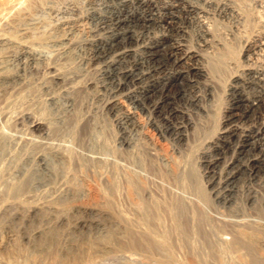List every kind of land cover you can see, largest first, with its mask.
Returning <instances> with one entry per match:
<instances>
[{
  "label": "bare ground",
  "instance_id": "obj_1",
  "mask_svg": "<svg viewBox=\"0 0 264 264\" xmlns=\"http://www.w3.org/2000/svg\"><path fill=\"white\" fill-rule=\"evenodd\" d=\"M243 9L228 0H0V48L20 72L34 67L36 45L85 51V65L102 80L95 85L105 93V114L122 129L118 143L139 136L135 169L75 110L63 127H51L54 141L26 158L43 172L34 182L32 170L12 178L19 159L6 166L11 154L0 132V264H104L107 257L117 264H264V191L251 190L264 173V25L245 32L253 11ZM216 15L231 18L236 30L214 36ZM192 22L197 47L188 38ZM56 67L44 66L47 80L68 83ZM226 73L229 101L210 134L209 122L188 108L209 119ZM1 93L0 115L7 116L22 96ZM143 113L162 136L174 137L181 157L146 130ZM46 119H32L30 132L50 128ZM211 199L224 210H212Z\"/></svg>",
  "mask_w": 264,
  "mask_h": 264
},
{
  "label": "rangeland",
  "instance_id": "obj_2",
  "mask_svg": "<svg viewBox=\"0 0 264 264\" xmlns=\"http://www.w3.org/2000/svg\"><path fill=\"white\" fill-rule=\"evenodd\" d=\"M228 2L234 3L238 7H241L242 9L244 8L245 12H247V13H249V12L252 13V11H253V13H252L253 15H250L251 17L249 16V20H250L251 24L254 22V24L257 23V25H254V27H253V24L250 25V22H249L247 24L248 26L246 25L247 29H245L246 30L245 32L249 33L251 30H255L254 28L257 29V28L264 25V20H263L264 19V0H263V2H260L261 6L263 5L262 6L263 9H262V7H259V6H257V8L255 7V5H257L255 3V2H257V0L256 1L255 0H234V1L228 0ZM251 2H254V4H252ZM249 10H252V11H249ZM254 12L256 14H254ZM257 13H258V15H257ZM254 15H256V17ZM216 17H217V15L212 17L211 18L212 20H210V22H211L210 24L212 25L211 27L213 28V35L214 36H216V37H218L217 35L220 36V32H221V35H223V33L227 34L230 31L236 30V28L234 27V26H236V24H234V22L231 18H227V17H223V16L217 17V18ZM257 17H259V18H257ZM214 18L216 21L213 20ZM256 18H257V20H256ZM260 18H262V19H260ZM259 19H260V21L258 22ZM262 20H263V22H262ZM212 21H214L216 23L218 22L217 26H214V25H216V23H214V22L212 23ZM260 22H261V25H260ZM188 27H189L188 28V32H189L188 34L189 35L191 34L190 36L188 35V38L190 37L189 38V40L191 42L190 44H191V46L197 47L196 42H197V30H198V28L196 27V25L193 22H192V24H188ZM214 27L215 28L217 27L219 30L218 29L215 30ZM232 28H234V29H232ZM239 28L241 30L243 29L241 27H239ZM248 30H250V31H248ZM58 46H59L58 44L56 45V43H53V42H47L46 44L44 43L41 45L34 46V49H32V51L35 53L34 54L35 57L37 56L36 58L38 60L37 59L35 60V64H34L33 68H29L24 72H20L19 67L16 64H14V62L11 61L10 58L9 59L7 58V56H6L7 54H5V52H7V51H4L2 48H0V54H1L0 55V63H2V64H0V72H1L0 73V93L2 92L1 94H3L4 91H8V92H14L15 91L16 93L21 94L20 97L22 96L21 97L22 99L21 100L19 99V101H18V103H19L18 106L16 108H13L10 111L9 115H7V116L0 115L1 116L0 117L1 142L4 143L3 144L4 147L6 149H8L7 151H9V153L11 154V156L8 158L9 159L8 161H10L11 163L8 161H5L6 162L5 164L7 167H10V165H11V167H13L14 165L12 166V164H14L13 162H15V158L12 156L15 155L19 159L16 162V166H17L16 175H15V173L12 174V178H15V176H16V178H19L22 176L21 174H24L30 170H32V172H33L34 182L37 181L36 179L40 178L39 176H42L43 172L41 173V170L38 169L39 168L38 164L36 162H32V160H31V162H28L26 160V158H28L29 156H32L31 154L34 152L35 147H37V145H39L40 143L49 142V141L51 142L52 138L54 141L55 138L52 135L51 127H53V128L54 127H57V128L63 127L64 124L67 123L68 120H71L75 110L78 111L81 115H83L84 117L83 116L82 117L84 119H86L87 122H89V124L93 128L95 134L97 133V135H96L97 138L100 136H101L100 138L102 140L106 138L111 145H114L118 149V154H121V156H123L122 157L123 159L121 158L120 155H118V157H117L119 159L118 161H120L121 164H124L127 166L129 163L128 166L131 165L133 168L138 169L137 164L133 161V157L135 156V152L138 150L137 149L138 146L135 145L138 142V137H139L137 135L138 133L135 135V132H134L130 136V139H132L133 143H135V144L132 143L133 145L129 144L126 146H121L118 143L121 141L122 136H123L122 132H121L122 129L120 128V126H118L119 124L117 122H115L116 121L115 117L108 115V114H105L107 112L104 111V109L102 107L104 104V100L106 99L105 93L99 92V90L96 88V85L98 83L100 84L102 82V80L100 79V77L98 76V74L95 70H91V68H87V65H85L86 64V62H85V58H86L85 51L83 52V50L74 49L69 54H61V53L58 54L59 53V47H60V46L59 47ZM239 48L241 49V47H239ZM240 49H238V50L241 51L242 49L241 50ZM241 53L242 52L237 51L235 58L237 59L238 62L240 61L239 64L242 66L245 64L242 63L243 58H242ZM236 56L239 58H237ZM5 57L7 59H4ZM1 58L3 60H1ZM4 62H6V63H4ZM10 63H12V64H10ZM47 63L48 64L51 63L53 66H55V67L57 66L56 68H60V70L63 73V75L65 76V78H67L68 83H62V80H61V82L55 81V83H54V81L53 82L48 81L47 80V72H45V69H44V66ZM3 69H5V70H3ZM2 71L5 73H3ZM229 73H230V71H229ZM229 73L228 74L226 73L227 76L226 77L224 76V78H222V81H220V82H222V83H220V87L218 88V90L220 89L219 90L220 91L219 92L220 97H219V101L216 103V106H218V108L215 106L214 107L216 109L215 110L212 107L213 111L211 112L212 115L210 116L211 119L209 118L210 120L201 111L198 112L197 109L188 108V111L190 112V113L189 112L188 113L191 114L192 118L196 119L199 116L198 117L199 120L196 119L197 121H200V119H202V121L204 120L203 122H205V121L207 123L209 122L210 134L216 133V131L219 127V124H220V120L222 119L221 116H223L224 108H225V106H227L226 104L229 101L228 100V94H229L228 88H229V79H230ZM1 74H4V76ZM13 75H17V76L21 75L22 79L20 81L18 80L16 82L15 81L10 82V80H6L7 77H10ZM39 83H41V84H39ZM202 84H203V82L200 83V86H199L200 88H201ZM13 89H15V90H13ZM197 90L198 89H196V93H197ZM200 90H198L197 94L199 96L200 95L202 96L203 92H202V90L200 92ZM43 94H45V96ZM223 94H225V95H223ZM217 109H219V110H217ZM216 111H218V112H216ZM215 113H217V114H215ZM43 116H44V118H46V116H47L48 120L47 119L46 120H47V122L50 123L49 124L50 128L49 127L44 128L42 131H39L36 133H31L30 129H29V126H30L29 124L31 123L30 121H32V119L42 118ZM213 117H214V119L216 118V120H213L212 119ZM141 118H142L141 119L142 122L146 125V130L155 138V140L159 144H161L164 147L165 150H167L169 152V154H171L174 157L176 156L177 158L181 157L180 148H179L180 145H178V143H177V141H175L174 137L162 136L161 133L159 132V130H157V127H156L157 125L155 126V124H153V120L149 117V115L143 113V114H141ZM206 119H208V120H206ZM103 121H105V122H103ZM103 123H104V125H103ZM105 134H106V136H103ZM38 136H39V138H38ZM167 137H169V138H167ZM26 138L31 139L30 143H23V141ZM100 138H98V139H100ZM4 141H6V142H4ZM184 148H186V147H184ZM200 148L201 147H198V149L195 151L196 152L195 153V158H196L195 159V166H196L197 171H199V172H201V170H202L200 167V162H199L201 157H202V150L200 151ZM182 151H184V149H182ZM125 154H127V155L125 156ZM197 154H199L200 157ZM126 157H130L131 159L127 160ZM0 160H1V157H0ZM51 164H54V163L51 161ZM0 166H3V164L1 165V163H0ZM26 169H27V171H26ZM35 169H38V170H35ZM21 171H22V173H21ZM203 183H204V181H203ZM1 189L3 191V186L0 188V192L2 193ZM251 190L259 191V192L264 191V173H262V175L260 176L259 179L251 182ZM0 198H1V194H0ZM211 208H212V210L213 209L214 210H220V211L224 210V208H222L221 205H219L218 203H215L212 199H211ZM115 258L114 257H107V258L103 259V263L104 264H106V263L107 264H117L118 261H116Z\"/></svg>",
  "mask_w": 264,
  "mask_h": 264
}]
</instances>
